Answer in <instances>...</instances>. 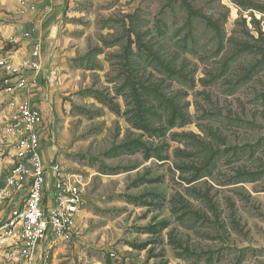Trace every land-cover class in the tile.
I'll return each instance as SVG.
<instances>
[{
	"label": "rangeland",
	"instance_id": "1",
	"mask_svg": "<svg viewBox=\"0 0 264 264\" xmlns=\"http://www.w3.org/2000/svg\"><path fill=\"white\" fill-rule=\"evenodd\" d=\"M61 2L36 82L0 75V189L26 97L46 104L47 161L84 183L45 264H264V0ZM46 3L0 0V57L32 59Z\"/></svg>",
	"mask_w": 264,
	"mask_h": 264
},
{
	"label": "built area",
	"instance_id": "2",
	"mask_svg": "<svg viewBox=\"0 0 264 264\" xmlns=\"http://www.w3.org/2000/svg\"><path fill=\"white\" fill-rule=\"evenodd\" d=\"M30 7L37 9L35 3ZM49 8L47 4L44 11ZM24 35L28 37L30 33ZM32 52V59L18 66L0 57V75L26 71L36 82L43 55L41 45L35 44ZM20 77L14 89L30 90V81ZM26 98L13 112L5 134V144L13 153L0 197L16 196L21 203L0 222L4 264H45L42 254L53 245L70 239L86 203L82 177L67 171L53 158L45 160L42 149L47 127L44 112L32 97Z\"/></svg>",
	"mask_w": 264,
	"mask_h": 264
},
{
	"label": "crops",
	"instance_id": "3",
	"mask_svg": "<svg viewBox=\"0 0 264 264\" xmlns=\"http://www.w3.org/2000/svg\"><path fill=\"white\" fill-rule=\"evenodd\" d=\"M61 1L62 0H52L50 2L49 0H47L46 4L50 5L51 8H49V10L47 11H44L45 9H43L42 12H39L36 15L34 14L28 19L25 33L29 32L30 35L27 37L24 43H29L31 45V51H33L35 44L39 43L41 45L42 54H43L53 44L54 40L52 37H55L57 33V21L55 20L59 17V13L60 11H62L64 5L63 2ZM38 104H40V102ZM41 109L43 112H45L44 110H46V104L44 102L41 103ZM46 121L47 120H45V122ZM10 155H8V157L11 158ZM43 155L45 160L47 161L49 155L46 150H43ZM4 164H6L5 167H7L6 169H8L11 166V160L7 158ZM3 180L4 179H2L1 182H3ZM7 203H8V207L6 206L7 210L4 209L0 213V217L2 218H5L9 214L11 209L16 207L17 204H20L21 200H18V198L15 196L12 197ZM0 260H3L2 257H0Z\"/></svg>",
	"mask_w": 264,
	"mask_h": 264
}]
</instances>
